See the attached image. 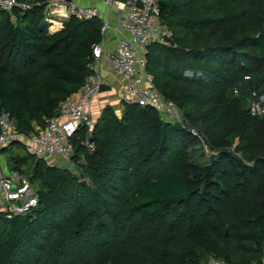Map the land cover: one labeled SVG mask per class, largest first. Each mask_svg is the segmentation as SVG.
Returning a JSON list of instances; mask_svg holds the SVG:
<instances>
[{"label":"trees","instance_id":"trees-1","mask_svg":"<svg viewBox=\"0 0 264 264\" xmlns=\"http://www.w3.org/2000/svg\"><path fill=\"white\" fill-rule=\"evenodd\" d=\"M22 1L34 5L0 9V114L28 133L93 73L101 20L69 16L51 32L46 0ZM159 20L173 37L147 46L146 70L183 123L137 104H122L120 115L105 105L91 133L95 149L76 143L78 172L21 154V142L3 147L38 205L0 213V264L260 260L264 116L249 114L248 99L264 93V0H159Z\"/></svg>","mask_w":264,"mask_h":264},{"label":"built area","instance_id":"built-area-1","mask_svg":"<svg viewBox=\"0 0 264 264\" xmlns=\"http://www.w3.org/2000/svg\"><path fill=\"white\" fill-rule=\"evenodd\" d=\"M86 0H46L42 13L48 23L49 31H56L69 16L77 18L97 17L101 20V39L92 47L93 60L89 64L93 73L86 77L80 88L58 105L56 114L45 117L43 126L33 124L34 130L20 132L6 113L0 114V148L12 142H21L27 151L43 159L50 166L75 169L73 156L76 143L84 144L88 151L95 149L91 139L96 122L93 114L94 100L101 84L112 87L109 77L121 79L114 98L116 106L137 104L152 108L161 119L174 123H183V116L177 104L164 97L156 88L153 76L146 70L147 46L152 42L169 43L173 31L159 20V0H102L109 10L116 11L115 24L103 16L98 6L84 4ZM34 3L22 0H0V9L11 12L14 9L27 10ZM112 31L115 36L107 37ZM106 68H103V65ZM264 72V64L262 67ZM248 78V76H245ZM238 94V90L234 89ZM111 105V103H110ZM248 111L251 116H264V93L252 91L248 99ZM188 130L196 136L205 154L209 149L203 134L194 126ZM79 133L83 134L80 139ZM38 205L36 189L27 177L17 170L10 169L0 159V213L7 217L23 215ZM259 261L249 264H264V246ZM207 264H231L225 260L210 256Z\"/></svg>","mask_w":264,"mask_h":264},{"label":"crops","instance_id":"crops-1","mask_svg":"<svg viewBox=\"0 0 264 264\" xmlns=\"http://www.w3.org/2000/svg\"><path fill=\"white\" fill-rule=\"evenodd\" d=\"M84 4H89V5H95L98 6L101 13L103 14V16H107L108 20L112 23L115 24V19H116V11H111L108 9V7L103 4L102 0H86L84 2ZM115 34L112 31L108 32V39L110 41H108L109 43L113 41H111L114 38ZM103 68H106V65H103ZM109 81L112 84V87L105 90L104 92H101L100 94L97 95V97L94 100V104H93V114H94V118L97 119L100 115L101 109L108 103L107 102V97H109L110 95H114L117 88L119 87V84L121 83V79H118L116 76L115 77H109ZM3 148V147H2ZM2 148H0V159H2V162H5V155L3 153Z\"/></svg>","mask_w":264,"mask_h":264},{"label":"rangeland","instance_id":"rangeland-1","mask_svg":"<svg viewBox=\"0 0 264 264\" xmlns=\"http://www.w3.org/2000/svg\"><path fill=\"white\" fill-rule=\"evenodd\" d=\"M106 103H108V104H106V105H110V103H111V106H113V107L115 108L117 114L120 115V111L122 110L123 105H122V103H119V104L116 106V100H115V98H114V95H110L109 97H107V102H106ZM79 137H80V139H82V138H83V134H82V133H79ZM26 152H28V151L25 150V149H23V148H21V150H20V153H21V154H26ZM32 162H33V159H31V158L28 159L27 166H24L23 169H27V168L29 167V165L32 164ZM75 167H76V166H75ZM72 171H74V172H78L77 167H76L75 169H72Z\"/></svg>","mask_w":264,"mask_h":264},{"label":"water","instance_id":"water-1","mask_svg":"<svg viewBox=\"0 0 264 264\" xmlns=\"http://www.w3.org/2000/svg\"><path fill=\"white\" fill-rule=\"evenodd\" d=\"M118 1L123 2V3H126L127 0H118ZM107 89H109V86H107V85L101 84L99 86V91H104V90H107ZM209 169H210V166L209 165H206V170H207L206 171V174H208Z\"/></svg>","mask_w":264,"mask_h":264}]
</instances>
